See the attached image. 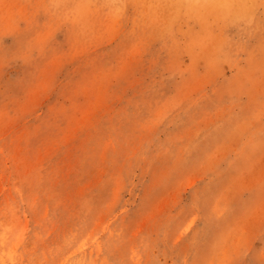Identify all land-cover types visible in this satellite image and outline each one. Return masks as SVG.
I'll use <instances>...</instances> for the list:
<instances>
[{"label": "rangeland", "instance_id": "obj_1", "mask_svg": "<svg viewBox=\"0 0 264 264\" xmlns=\"http://www.w3.org/2000/svg\"><path fill=\"white\" fill-rule=\"evenodd\" d=\"M79 3L0 0V255L264 264V0Z\"/></svg>", "mask_w": 264, "mask_h": 264}, {"label": "bare ground", "instance_id": "obj_2", "mask_svg": "<svg viewBox=\"0 0 264 264\" xmlns=\"http://www.w3.org/2000/svg\"><path fill=\"white\" fill-rule=\"evenodd\" d=\"M92 1L93 0H79V5L82 3V2H85L87 3L88 5L92 4ZM182 1V0H180ZM192 1V0H191ZM202 0H197V3L198 2H201ZM88 5H85V6H88ZM192 8V7H191ZM26 190V189H25ZM20 192V191H19ZM31 198V197H30ZM25 202V201H24ZM29 206V205H28ZM28 208V207H27ZM60 212V211H59ZM57 214V213H56ZM199 215V214H198ZM263 230V229H262ZM241 234V233H240ZM244 235V234H243ZM7 236H8V230H4L3 232V235H2V240H3V243H6L7 241ZM229 236V235H228ZM85 237V236H84ZM102 242V241H101ZM19 245V241L14 243L10 248H9V251H6L4 250L3 254L0 255V264H11L10 260L9 259H13V257H15V253L18 251H16V248L17 246ZM237 245V244H236ZM233 246V245H232ZM224 247V246H223ZM237 250V249H236ZM16 251V252H15ZM230 253V252H229ZM113 258V256H112ZM12 264H19L18 263H15V262H12ZM211 264V263H210Z\"/></svg>", "mask_w": 264, "mask_h": 264}]
</instances>
